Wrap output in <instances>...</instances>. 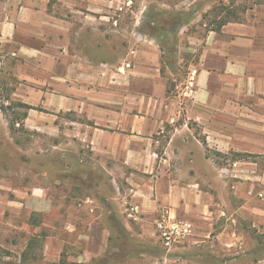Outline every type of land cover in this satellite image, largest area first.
Instances as JSON below:
<instances>
[{"label": "rangeland", "instance_id": "obj_1", "mask_svg": "<svg viewBox=\"0 0 264 264\" xmlns=\"http://www.w3.org/2000/svg\"><path fill=\"white\" fill-rule=\"evenodd\" d=\"M52 2L55 26L46 17L35 33L21 29L15 42L0 43V264H236L239 254L223 251L213 259L206 243L189 239L197 232L187 208L174 217L164 206L152 216L142 210L129 216L141 205L133 199L169 184L186 191L182 199L191 209H210L201 235L229 224L228 233L242 238L234 246L245 248L241 264H264V178L253 173L257 168L263 176V159L243 157L249 162L237 167L235 152L191 143L180 153L167 145L172 132L166 130L155 144V171L130 175L119 163L109 172L94 142L96 111L134 107L145 88L141 74L151 94L166 84L171 98L180 95L206 33L226 20L264 22V0ZM7 7L0 0V13ZM76 9L84 11L82 20ZM177 14L188 23L178 27ZM160 26L163 40L154 36ZM201 214L193 218L205 221ZM163 220L191 232L166 247L157 226Z\"/></svg>", "mask_w": 264, "mask_h": 264}, {"label": "crops", "instance_id": "obj_2", "mask_svg": "<svg viewBox=\"0 0 264 264\" xmlns=\"http://www.w3.org/2000/svg\"><path fill=\"white\" fill-rule=\"evenodd\" d=\"M72 2L76 6L85 1L94 0H57ZM52 0H5L8 6L6 12H1L0 43H12L21 29L31 30L35 33L42 28V19H55L58 16L52 8ZM74 17L80 18L85 14L81 9L73 10ZM95 18L96 13H92ZM4 18V19H3ZM40 19V22L38 21ZM47 19V20H48ZM58 21V20H57ZM40 25V26H39ZM81 28L75 34L81 33ZM80 29V30H79ZM65 31L69 34L70 27ZM65 39H67L65 37ZM77 38L76 40H78ZM49 43L51 39L48 38ZM149 44L154 41L150 40ZM133 53V52H132ZM130 65H128L129 67ZM144 89H140V96L134 107L124 106L119 110L108 107L105 110L96 111V153L106 157L108 164L119 163L130 170V175L137 173H150L155 171L158 161V153L155 149L158 136L166 130H171L167 139V145L177 148L182 153V148L187 143L196 147L206 145L221 154L235 152L238 158L233 161L234 166L248 163V157L263 159L264 161V22L238 23L230 22L224 25L220 31H208L202 40V47L198 56V62L192 68L188 81L180 95L171 98L168 95L167 85L164 84L160 94H151L148 86L147 75L141 74ZM185 97V105L181 106V98ZM181 116L187 117L180 123ZM175 121L178 125H174ZM202 130V141L192 133L188 122ZM171 126V127H170ZM190 132L186 140L187 130ZM206 161L211 160L204 155ZM250 164V163H249ZM257 167V160L251 162ZM222 168L224 171H230ZM254 176L261 179L258 170L253 168ZM113 171L109 168V172ZM234 170V172H238ZM113 175V173H110ZM131 178H126L128 182ZM139 186V185H137ZM179 186L164 185L152 186L151 192H144L143 197H136L133 203H141L139 211L145 216H152L160 212L162 206L165 215L171 217L179 215L182 208L188 209V216L195 221L197 237L189 238L203 245L211 258L227 254H239L233 261L236 264L244 262L245 248H234L241 237L234 233H228L229 224L225 230L215 235H201V228L206 227L211 220L206 208H190L183 201L186 191H180ZM137 196H141V190L134 189ZM155 196V198H154ZM190 208V209H189ZM197 210V211H196ZM202 212V214H201ZM199 215L205 221L193 218ZM130 214L129 216H136ZM147 219V218H146ZM202 247V246H200ZM232 248V249H231Z\"/></svg>", "mask_w": 264, "mask_h": 264}, {"label": "built area", "instance_id": "obj_3", "mask_svg": "<svg viewBox=\"0 0 264 264\" xmlns=\"http://www.w3.org/2000/svg\"><path fill=\"white\" fill-rule=\"evenodd\" d=\"M139 212L138 206H133L131 208L130 214H137ZM158 229L161 234V238L164 241L166 247L172 248L174 244H179L181 239L188 236L191 232V227L188 225H183L179 227L178 225H170L166 220L158 222Z\"/></svg>", "mask_w": 264, "mask_h": 264}, {"label": "trees", "instance_id": "obj_4", "mask_svg": "<svg viewBox=\"0 0 264 264\" xmlns=\"http://www.w3.org/2000/svg\"><path fill=\"white\" fill-rule=\"evenodd\" d=\"M181 14H177L176 16H175V21H176V24H177V26L178 27H180V25H182V24H187L188 23V19L187 20H185V21H178L179 19H181ZM177 21H178V23H177ZM230 22H234V21H230V20H226V21H222V22H220L218 25H217V27L215 28V29H212V30H209V31H220L221 30V28L224 26V25H226V24H228V23H230ZM151 25H153L154 24V22L152 21L151 23H150ZM160 31H158V32H156V34L154 35V36H158V37H160L162 40L163 39H165L166 38V35H167V32H165V29H163L161 26H160ZM162 30H164V31H162ZM23 106H25L27 109H33V107H31V106H28V105H23ZM16 124H17V122H14L13 121V123H12V128H16L15 126H16ZM219 154H221V153H219ZM100 264V263H99Z\"/></svg>", "mask_w": 264, "mask_h": 264}]
</instances>
